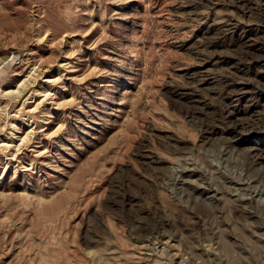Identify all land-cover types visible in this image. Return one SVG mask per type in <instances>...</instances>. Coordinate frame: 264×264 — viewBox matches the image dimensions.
Returning <instances> with one entry per match:
<instances>
[{"label": "rangeland", "instance_id": "obj_1", "mask_svg": "<svg viewBox=\"0 0 264 264\" xmlns=\"http://www.w3.org/2000/svg\"><path fill=\"white\" fill-rule=\"evenodd\" d=\"M0 264H264V0H0Z\"/></svg>", "mask_w": 264, "mask_h": 264}]
</instances>
